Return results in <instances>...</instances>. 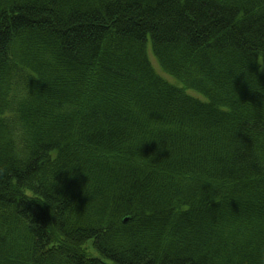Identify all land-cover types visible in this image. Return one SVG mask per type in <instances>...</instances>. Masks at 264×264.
I'll return each instance as SVG.
<instances>
[{
	"label": "trees",
	"instance_id": "obj_1",
	"mask_svg": "<svg viewBox=\"0 0 264 264\" xmlns=\"http://www.w3.org/2000/svg\"><path fill=\"white\" fill-rule=\"evenodd\" d=\"M261 68L264 0H0V264H264Z\"/></svg>",
	"mask_w": 264,
	"mask_h": 264
},
{
	"label": "rangeland",
	"instance_id": "obj_2",
	"mask_svg": "<svg viewBox=\"0 0 264 264\" xmlns=\"http://www.w3.org/2000/svg\"><path fill=\"white\" fill-rule=\"evenodd\" d=\"M148 57H149V60H150L152 66L154 67V69L158 75L163 77L169 83L176 85V86H180V83L175 78L168 76L166 73H164V70L162 68H160V65H158L156 59L154 58V56L150 50V47L148 49ZM187 93H190V95L197 97V93L194 92L193 90H188ZM87 251L92 256H99L98 253L95 250H93L91 247H88Z\"/></svg>",
	"mask_w": 264,
	"mask_h": 264
},
{
	"label": "clouds",
	"instance_id": "obj_3",
	"mask_svg": "<svg viewBox=\"0 0 264 264\" xmlns=\"http://www.w3.org/2000/svg\"><path fill=\"white\" fill-rule=\"evenodd\" d=\"M262 71H264V68H261ZM4 174V170L3 169H0V175H3ZM24 195L26 197V199H28L29 201L31 200H34V197L32 195V192L30 190H26L24 192ZM41 203H43L42 201H40Z\"/></svg>",
	"mask_w": 264,
	"mask_h": 264
},
{
	"label": "bare ground",
	"instance_id": "obj_4",
	"mask_svg": "<svg viewBox=\"0 0 264 264\" xmlns=\"http://www.w3.org/2000/svg\"><path fill=\"white\" fill-rule=\"evenodd\" d=\"M190 95V93H188Z\"/></svg>",
	"mask_w": 264,
	"mask_h": 264
}]
</instances>
